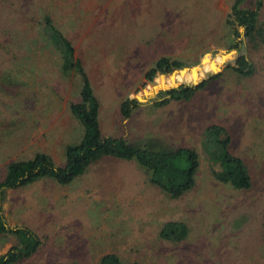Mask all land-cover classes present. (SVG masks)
<instances>
[{"label":"rangeland","instance_id":"rangeland-1","mask_svg":"<svg viewBox=\"0 0 264 264\" xmlns=\"http://www.w3.org/2000/svg\"><path fill=\"white\" fill-rule=\"evenodd\" d=\"M30 1H13L18 18L34 12ZM60 2L55 0L49 10L99 99L101 135L122 136L133 146L157 151L188 146L199 165L193 188L172 199L149 185L144 170L133 162L109 156L89 164L68 185L45 177L6 190L2 210L7 224L26 226L41 240L35 253L16 264H97L107 252L139 264H264V48L248 50L252 76L232 71L236 54L227 51L223 37L232 0ZM9 10L7 6L0 14L13 21L17 16ZM258 19L264 25V0ZM14 23L21 45L32 42L19 48L28 58L2 63L10 65L22 85L0 91V118L7 117L11 127H0V178L7 162L35 151L63 165L64 146L77 142L83 131L68 110V103L78 98V79L61 76L35 32L24 31L21 19ZM159 56L182 61L187 71L180 75L175 70L177 79L157 74L154 85L188 82L193 66L197 80L204 78L210 60L221 75L188 100L152 107L160 89L154 90L142 75ZM125 97L141 98L140 105L121 119L118 104ZM210 124L228 130V149L249 172L248 189H234L211 176L217 143L205 135ZM169 220L186 225L182 240L158 236ZM12 241L0 235V253Z\"/></svg>","mask_w":264,"mask_h":264},{"label":"trees","instance_id":"trees-1","mask_svg":"<svg viewBox=\"0 0 264 264\" xmlns=\"http://www.w3.org/2000/svg\"><path fill=\"white\" fill-rule=\"evenodd\" d=\"M13 1L0 0L1 14H4L5 7H12V11H9L17 16L15 20L23 21V30L35 32L37 38L42 40V47L44 49L45 46L48 47L47 52L53 55L59 74L65 78L74 76L78 79V98L68 103V110L81 124L83 131L77 142L64 146L63 165L55 164L51 156L42 151H35L29 158L14 159L6 163L3 176L0 178V235L11 237L13 241L3 253H0V264H16L30 257L41 243L39 236L30 228L7 225L2 211L6 190L27 186L45 177L51 178L59 185H68L82 175L89 164L109 156L118 161L133 162L144 170L149 185L172 199L184 195L193 188L199 165L196 151L188 146H180L171 151H157L144 146H133L122 136H102L98 127L99 99L94 94L84 66L76 56L74 46L61 31L49 10V6L53 5L55 0H49L50 4L42 0H31L29 8L33 7L34 15L32 13L30 16L20 18L17 14L19 12H15L16 3ZM23 1L25 3L27 0ZM59 1L64 3L67 0ZM17 3H21V0H17ZM261 7L262 0H232L223 21L226 49L233 50L236 54L230 68L239 77H250L255 73L254 63L247 54L248 50L264 48V25L258 19ZM1 14L0 91L3 93L12 91L16 89L15 86L22 84L15 79L16 75L11 71L10 65L3 66L2 63L28 58L29 54H23L21 51V55L19 48L32 40L21 45L15 20L2 19ZM210 53L214 55L215 51ZM183 67L184 63L178 59L159 56L142 76L146 81L152 82L157 74L166 75ZM219 75H221L219 70L216 72L209 70L206 77L197 80L195 84L189 80L160 89L159 99L153 101L151 106L161 107L172 101L188 100L195 90L203 88ZM173 78L177 79V75H173ZM172 81L174 83L173 79ZM139 105L140 102L135 97L123 98L118 104L120 118L127 119L131 111ZM2 126L8 131L11 128L7 117L0 118V127ZM204 132L217 143L216 154L213 155V164L216 168L211 170V176L217 182L229 184L234 189H248L251 185L249 172L244 161L229 151L228 130L220 124H210ZM261 226L264 240V213ZM157 233L162 239L180 241L186 236L187 227L181 221L169 220L161 225ZM97 264L139 263L134 260L123 261L117 254L107 252L99 256Z\"/></svg>","mask_w":264,"mask_h":264},{"label":"water","instance_id":"water-1","mask_svg":"<svg viewBox=\"0 0 264 264\" xmlns=\"http://www.w3.org/2000/svg\"><path fill=\"white\" fill-rule=\"evenodd\" d=\"M229 53H226L225 55H228ZM224 56V55H223ZM222 56V57H223ZM205 59H207V57H204ZM203 59V58H202ZM209 63H210V69H211V71L212 72H216V71H218L219 70V67H217L216 65H215V63L214 62H212L211 60L209 61ZM185 71H187L186 70V68L185 67H183V68H181V69H179V70H177V72L180 74V75H182ZM189 72H190V74L192 75V82H193V84H195L196 82H197V76L195 75L196 73H197V67L196 66H193V67H190L189 68ZM173 75H175V71H172L170 74H169V76L170 77H173ZM163 76V74H159V77H162ZM151 83V86L154 88V90H156V89H165V88H168V87H170V86H175V85H177L178 83L177 82H175V83H173V84H171L170 86H160V85H154L152 82H150ZM136 99L138 100V99H141V98H139V97H136Z\"/></svg>","mask_w":264,"mask_h":264},{"label":"crops","instance_id":"crops-1","mask_svg":"<svg viewBox=\"0 0 264 264\" xmlns=\"http://www.w3.org/2000/svg\"><path fill=\"white\" fill-rule=\"evenodd\" d=\"M145 93H146V92H145ZM138 101H139V100H138ZM2 211H3V210H2ZM4 216H5V215H4ZM6 223H7V222H6ZM7 225H8V224H7ZM9 226H10V225H9ZM16 226H21V225H16ZM9 246H10V245H9ZM9 246H8V247H9ZM8 247H7V248H8Z\"/></svg>","mask_w":264,"mask_h":264}]
</instances>
